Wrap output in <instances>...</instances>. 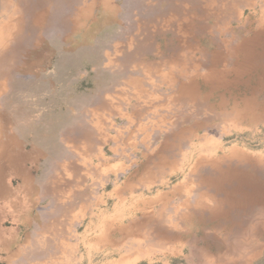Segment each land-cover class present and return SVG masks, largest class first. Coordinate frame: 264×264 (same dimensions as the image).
Segmentation results:
<instances>
[{"label":"rangeland","instance_id":"rangeland-1","mask_svg":"<svg viewBox=\"0 0 264 264\" xmlns=\"http://www.w3.org/2000/svg\"><path fill=\"white\" fill-rule=\"evenodd\" d=\"M236 1L234 11L245 10L247 21L232 15L235 33L221 36L216 25L222 29L228 18L215 20L210 0H0V138L10 151L0 153V183L13 189L12 196L0 192V220L10 227L8 240H0V264H20L15 257L22 245H28V258L42 256L48 244L43 236L37 239V225L54 218L61 233L49 245L61 249L62 264H85L79 253L93 247L114 256L131 251L143 264H188L186 254L203 234L198 211L192 209L194 225L182 241L156 248L164 228L151 219L163 208L157 201L162 193L198 185L204 175L208 182L221 177L224 191L217 193L229 196L218 209L226 229L212 234L209 252L236 238H254L262 251L248 264H264V234L249 230L250 221L264 219V80L251 73L235 77L227 69L234 58H226L225 66L213 42L231 41V47L250 36L264 15V0ZM88 7L93 9L79 15ZM124 51L145 64L131 69L140 87L120 103L129 117L108 113L119 109L115 87L121 76L131 74L118 75L117 57ZM125 58L132 63V56ZM162 106L172 110L164 133L156 134L152 126ZM100 113L108 118L101 138L94 126ZM156 152L163 158H144ZM100 154L114 157L105 171L95 172ZM5 155L8 161L1 159ZM144 170H152L145 175L151 186L135 188V174ZM161 179L170 180L162 185ZM143 199L152 203L144 208ZM19 219L20 247L12 228Z\"/></svg>","mask_w":264,"mask_h":264},{"label":"crops","instance_id":"crops-1","mask_svg":"<svg viewBox=\"0 0 264 264\" xmlns=\"http://www.w3.org/2000/svg\"><path fill=\"white\" fill-rule=\"evenodd\" d=\"M92 9L93 8L88 7V9L86 11L82 10L81 13H79V15L80 14L87 15L88 10H92ZM44 22H45V20L42 21V23H44ZM16 38L17 39L19 38V40L21 39L20 36H17ZM21 42H22V40H21ZM22 45H23V43L22 44L20 43L19 46L17 45V47L13 48L11 51L14 52L18 47H22ZM122 47H125V46H122ZM118 48H120V47L118 46ZM3 49H5V53L10 52L6 46ZM121 54H122V56L117 57L118 75H121V73H123V72L131 73V74L121 76L122 84H119V82H118L117 86L115 87V89H116L115 95L117 94V100L119 102V104L117 105V108H119V109L117 111L113 110V111H110L108 113L111 115H113L114 113H123L124 114L123 116H125L127 114V117H129L128 113L124 109L121 110L120 108L122 107L124 102L130 101V100H126L125 95H130V93L132 94V90H133V92H135V89L140 87V81H141L140 77L134 76V72H132L131 69H134V68L141 69L142 66H145V64H142V62L139 60V58L133 57L135 55L134 52L130 53V51H129L128 53H125V51H124V53H121ZM125 54H127V56L130 59L132 56L133 61L131 64H130L131 61L128 58H125ZM6 57H8V56H6ZM111 61H113V60L110 59L108 64H110ZM159 66L161 69V64ZM157 68L159 69V67L156 66V69ZM187 68L189 71V67H187ZM172 71H174V69H172ZM185 72H187V71H185ZM25 73L26 72H23L21 75H25ZM111 95L112 94H107V98L105 99L106 100L105 102L107 104H109V103L111 104V101H110ZM181 95H183V94H181ZM156 99L159 100V97H157ZM121 101L123 102L122 105L120 104ZM170 110H172V109L165 107V106L164 107L162 106V108H160V107L158 108V111H161L158 113L160 118L158 121H156V123H153V126H152V132L153 133H156V134H163L164 133V129H162V128L166 124L167 115H168L167 112H169ZM104 113H105V110H104ZM104 113H100V115H97L96 119L94 121V126L98 130V137L99 138H101L102 132H103L102 127H103L104 123H102V120L108 121V118L106 117V115ZM92 114L96 115V112H92ZM141 130L144 132L145 128L141 126L140 131ZM89 134L91 135V133H89ZM89 134H86V137H87V140L89 143L85 146V149L91 148V137H89ZM0 136H1V134H0ZM6 149H7L6 140L0 138V153L10 154V151H8ZM113 155H116V154H113ZM149 155L150 154H146V153L144 154V157H146V160H149V161H151L153 159H157V158H163V155H160L158 157L157 152L153 153V155H150V156ZM113 157L114 156L107 157V155H105V154H100L98 156L99 163H95V165L93 167L94 171L95 172L105 171L106 169L104 168V165L105 166L108 165L111 162V160L113 159ZM1 159H5L6 161H8L9 158L5 155ZM147 167H151V166L147 164ZM150 171H152V170H144L141 174H139V173L135 174L136 178L138 179V182H137L135 188H137V187L149 188L150 187L151 181L149 183V181H147V179L145 178L146 173L150 172ZM5 174H7V173H4L3 175H5ZM155 180H157V179L155 178L152 183H155L156 182ZM161 180H162V182H161ZM161 180H160V184L165 185V183L167 181H169L170 179H167V180L161 179ZM186 180H188L187 181L188 183H191V181H192V180L190 181L189 178L188 179L186 178ZM200 181H201V177L199 179L198 185L195 184V186L198 189L201 188ZM192 184H190V187L187 184L184 187L174 186L171 191H169L167 193H162L160 195V199L157 201L161 202V204L163 205V208H161L160 211L158 212V213H160V215H158V217L157 216L153 217L151 220H152V222L162 223L163 228H164V233H163L162 237L159 236L156 239L157 241L160 242V243H157L159 245L154 244V246L152 248H156L157 246H162L163 243H169V242H172L175 240L182 241V239L184 238V234L187 233L191 229L189 226L194 225V221L192 222V220L194 219V216L191 215V214H194V213H192V211H193L192 209H194V207L193 206L188 207L185 204L186 201L190 200V197L193 194L194 188L197 189L194 186V183H192ZM1 185H2V182L0 183V192L1 191H2V193L10 192V195L11 196L13 195V189L12 188L6 189L4 187V185H3V187ZM130 185L128 184L127 190H129L132 193L133 188H134V184L130 183ZM186 187H187V189H186ZM175 191H177V192L175 193ZM184 194H189V195H187V196H189V199H186V198L182 199L181 197ZM4 197L7 198L8 196L5 195ZM174 200H176V202H173ZM150 203H152V201H144V199L141 200V204L143 205L142 207H144V208L147 204H150ZM190 203L194 204L192 202H190ZM122 204H123L122 206L124 207V209L127 210L128 206H126V202H122ZM11 208L13 209V207H11ZM169 208H172V210L169 213H167V210ZM181 208L183 210H180ZM173 210H174V212H173ZM13 211L17 212L16 209H13ZM164 212H165V215H163ZM177 215H178V217H177ZM148 218L150 219V217H148ZM157 218H159L160 220L157 221ZM149 219H147V220H149ZM176 221L178 224L176 223ZM22 224H23V222L19 219V221L16 222L15 227H12L14 229V231H16L17 234L19 235V238H18L19 240L17 242L18 244H16V246L18 245V247L21 246L20 239H21V233H22L21 232L22 231V228H21ZM59 227H60V222H59L58 218H54L52 221L48 220L44 223H41V222H40V224L38 223L37 231H36L37 236H38L37 239L41 240L40 237L43 236L45 238V240L47 241V244H48V246L46 248H44L45 252H43L42 256H41L40 252H37L36 257L30 259L27 257L28 254H26V252H27L26 249H27L28 245H26V247L25 246L23 247V245H22L20 248L19 255H16L15 258H17L21 261L20 264H62L61 263V256H62L61 249L60 248L55 249V247L50 248V245H49L51 241L54 244L55 240L59 239V236H60L59 234L61 233L59 231L60 230ZM184 227H186V229ZM9 228L5 227L4 224L2 223V221L0 220V240H4V242L8 240L7 237H8V233L10 231ZM175 228H177V229H175ZM124 233H125V231H124ZM90 238H92V236H90ZM37 239H34V240H37ZM168 239H169V241H168ZM32 240H33V237H32ZM161 241H162V243H161ZM184 241H185V239H184ZM183 242L181 243V252L182 253H184L186 248H187V243L186 242L183 243ZM0 245L2 246L3 244L0 243ZM14 245L15 244H13V246ZM137 248L141 249L142 247H141V245H138ZM72 252H78V250L76 251V249H74ZM75 254L78 256V253H75ZM113 254H114L113 251L105 250L104 248H94L93 247V248H88V249L84 250L83 252L79 253V256L82 260L85 261V264H143L142 263L143 258L136 253H132L131 251H126V253H121V254H118L116 256H114ZM63 255H67V253H63ZM41 257H43V258H41ZM185 259L187 260L188 264H193L192 257H191V251H190V253L186 254Z\"/></svg>","mask_w":264,"mask_h":264},{"label":"bare ground","instance_id":"bare-ground-1","mask_svg":"<svg viewBox=\"0 0 264 264\" xmlns=\"http://www.w3.org/2000/svg\"><path fill=\"white\" fill-rule=\"evenodd\" d=\"M237 5H238V2L236 0H225V1L221 2L220 4H218L214 0H210V3H208V9H209L208 12L213 13L215 20H218L221 23L222 18H228L227 20L224 21V25H221V26H223L222 29H220L219 25H216V27H217L216 30L219 31L221 36L225 35L227 32H230L232 34L235 33V32L231 31V30H233V28L231 27V23L233 20V19H231L232 15H235L234 19L239 21V22L243 21L245 23L247 21V19H245V17H244L245 10H243L242 12L241 11H239V12L234 11V10H238L236 8ZM257 21H258L257 26L255 28L250 29L252 34L248 37H244L242 39V41L238 43V45L235 44V45L230 47L229 44L231 41H223L221 43V42L214 40L213 42H214V44L219 46V48L222 46L221 44H223L225 46L224 47V51H225L224 53H222L221 48L220 49L218 48V50L216 51L217 55L219 56L220 60H222V62L225 66L227 65L226 58L227 59L234 58L232 66L229 68H227V67L226 68L230 72L234 73L235 77L236 76L237 77L245 76L246 74L251 73V74L257 75V79L259 78L262 81V80H264V15L258 17ZM194 26L195 25H193V28H194ZM243 26H245V25H243ZM202 29H203V27H202ZM212 31H214V29ZM248 31H249V29H248ZM212 34H213V32H212ZM240 59L242 61H240ZM234 82L236 83L237 81H234ZM258 88H260V87H258ZM160 108H162V107H160ZM196 127L198 128V126H196ZM201 137H203V136L201 135ZM204 141H205V139H204ZM213 153H215V152H213ZM206 154H208V153H206ZM208 155H210V154H208ZM144 158L146 159V157H144ZM166 161H167V159H166ZM172 161H171V163H172ZM202 162H203V160H202ZM168 168H170V167L168 166ZM163 172H164V170H163ZM162 174H164V173H162ZM215 178H216V176H215ZM161 182H162V180H161ZM194 186H195V184H194ZM200 186H201V189L199 192V198L197 196L195 203L191 204L190 200L185 202V204L188 207L193 206L198 211V213H199L198 224L203 225V234L197 240L198 245H196L191 250V257H192L193 264H248L249 261L254 256H256L258 254V252L262 251L259 243L254 238L252 240H249L248 238H236L232 241L226 242L222 247H219L217 249L218 250L217 253L211 254L209 252V250H213L212 244L210 243V238L212 237V234L213 233L216 234V233L226 229L224 221L219 219L218 209L221 207L220 205H222V203H224L229 198V196L225 197V193L223 192V195L219 197V195L217 193V192L220 193V191H224V185L222 184V178L221 177L219 179L213 180L212 182H208L207 176L204 175L201 177ZM204 186L207 187L209 192H210V190H212V191L214 190L215 193L212 195L208 194L207 190L204 189L205 188ZM186 189H187V187H186ZM194 191H196L195 188H194ZM176 192L177 191H175V193ZM214 204H216V205H214ZM199 208H200V210H199ZM203 209H205V210L203 211ZM193 216H194V214H193ZM177 217H178V215H177ZM193 220H195V219H193ZM176 223H177V221H176ZM175 229H177V228H175ZM249 230L252 234H256V233L264 234V219L250 221ZM236 234H240V233L236 232ZM168 241H169V239H168Z\"/></svg>","mask_w":264,"mask_h":264}]
</instances>
